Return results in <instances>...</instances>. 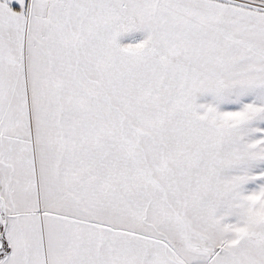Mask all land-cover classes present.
<instances>
[{"label":"snow or ice","instance_id":"obj_1","mask_svg":"<svg viewBox=\"0 0 264 264\" xmlns=\"http://www.w3.org/2000/svg\"><path fill=\"white\" fill-rule=\"evenodd\" d=\"M0 264H264V0H0Z\"/></svg>","mask_w":264,"mask_h":264}]
</instances>
